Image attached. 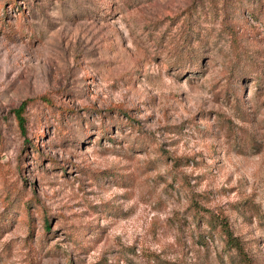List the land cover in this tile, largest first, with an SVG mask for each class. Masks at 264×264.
Returning <instances> with one entry per match:
<instances>
[{"label": "rangeland", "instance_id": "1", "mask_svg": "<svg viewBox=\"0 0 264 264\" xmlns=\"http://www.w3.org/2000/svg\"><path fill=\"white\" fill-rule=\"evenodd\" d=\"M193 201L264 264V0H0V264H235Z\"/></svg>", "mask_w": 264, "mask_h": 264}, {"label": "trees", "instance_id": "2", "mask_svg": "<svg viewBox=\"0 0 264 264\" xmlns=\"http://www.w3.org/2000/svg\"><path fill=\"white\" fill-rule=\"evenodd\" d=\"M42 100L46 98L45 95H41ZM30 102L28 100H24L20 106V108L16 111L17 116V125L21 131V133L27 136L26 126H25V117L23 116L22 111L24 110L26 104ZM51 104V103H48ZM191 206L193 207L194 214L197 219H201L206 222L210 229H216L218 227V234L223 242V247L225 252L231 253L234 252L237 257V262L235 264H251L250 258L244 250L243 244L239 237H237L231 230L229 226V222L226 217H217L213 213L208 212L205 208L198 205L196 201L191 202ZM48 221V219H46ZM47 225V223H46ZM47 227V226H46Z\"/></svg>", "mask_w": 264, "mask_h": 264}]
</instances>
